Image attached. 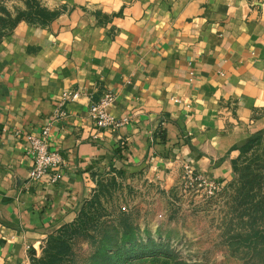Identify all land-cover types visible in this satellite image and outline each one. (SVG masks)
<instances>
[{
	"label": "crops",
	"instance_id": "crops-1",
	"mask_svg": "<svg viewBox=\"0 0 264 264\" xmlns=\"http://www.w3.org/2000/svg\"><path fill=\"white\" fill-rule=\"evenodd\" d=\"M39 1L56 15L0 41V264H33L103 178L172 186L188 164L225 185L264 132V0ZM64 92L63 176L30 181L26 134ZM105 92L116 128L89 118Z\"/></svg>",
	"mask_w": 264,
	"mask_h": 264
},
{
	"label": "rangeland",
	"instance_id": "rangeland-1",
	"mask_svg": "<svg viewBox=\"0 0 264 264\" xmlns=\"http://www.w3.org/2000/svg\"><path fill=\"white\" fill-rule=\"evenodd\" d=\"M27 3L0 0V15H5L4 8L16 17L28 11ZM237 164L238 169L249 166L245 180L260 173L255 190L264 196V140ZM181 172L172 186L103 178L91 195L102 206L96 203L92 209L95 220L86 231L89 236L75 234L77 256L70 264H257L258 258L238 244L239 238L231 237L264 227V219L257 217L252 226V218L242 215L247 204L238 198L239 171L212 197L191 187L183 168Z\"/></svg>",
	"mask_w": 264,
	"mask_h": 264
},
{
	"label": "trees",
	"instance_id": "trees-1",
	"mask_svg": "<svg viewBox=\"0 0 264 264\" xmlns=\"http://www.w3.org/2000/svg\"><path fill=\"white\" fill-rule=\"evenodd\" d=\"M27 2L28 11L20 12L16 17H12L8 11L1 8L5 15H0V41L23 20L27 22H44L56 15V12L47 10L36 0H27ZM263 140L264 132L253 135L242 147V155L247 154ZM233 169L235 172L239 171L240 174L241 185L238 189V198L247 204L242 215H248L249 219L252 218L253 226L257 217L264 219V196H259L255 190V184L260 183L259 178L261 175L260 173L255 174L252 180H245L251 174L249 166L238 169V164L235 162ZM96 203H99V207L102 206L97 197L93 196L85 202L74 222L50 235L43 246L42 255L40 257L33 256V264H70L76 255L73 253L72 240L78 232L89 236L86 231L90 228V225L94 224L95 218L92 209L96 206ZM231 237L239 238L238 244L245 245L247 252L252 257L258 258L257 264H264V227L256 228L253 226L249 231L237 232L231 234ZM103 256H101V259Z\"/></svg>",
	"mask_w": 264,
	"mask_h": 264
},
{
	"label": "built area",
	"instance_id": "built-area-1",
	"mask_svg": "<svg viewBox=\"0 0 264 264\" xmlns=\"http://www.w3.org/2000/svg\"><path fill=\"white\" fill-rule=\"evenodd\" d=\"M77 93L64 92L52 115L38 133L26 134L29 145L28 153L32 159V165L28 171L30 181L42 182L47 185L57 184L63 176L64 160L60 153L50 150V134L53 124L63 120L67 113L64 105L75 101ZM115 97L111 92H105L97 101L89 106V118L102 129L116 128L121 125L109 112L108 108L114 103ZM183 170L189 179L191 187L202 190L206 197L218 194L224 184L221 181L210 179L196 173L190 165H183Z\"/></svg>",
	"mask_w": 264,
	"mask_h": 264
}]
</instances>
